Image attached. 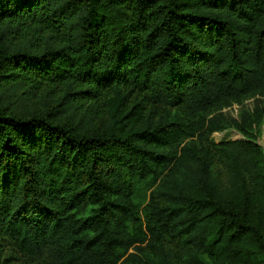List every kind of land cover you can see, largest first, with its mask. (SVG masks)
Wrapping results in <instances>:
<instances>
[{
  "label": "trees",
  "instance_id": "trees-1",
  "mask_svg": "<svg viewBox=\"0 0 264 264\" xmlns=\"http://www.w3.org/2000/svg\"><path fill=\"white\" fill-rule=\"evenodd\" d=\"M263 98L264 0H0V264H264Z\"/></svg>",
  "mask_w": 264,
  "mask_h": 264
},
{
  "label": "rangeland",
  "instance_id": "rangeland-1",
  "mask_svg": "<svg viewBox=\"0 0 264 264\" xmlns=\"http://www.w3.org/2000/svg\"><path fill=\"white\" fill-rule=\"evenodd\" d=\"M261 106H264V98L261 100ZM254 108V99L253 98H248L244 100V102L240 105L233 104L230 107H226L221 110L223 115L230 120L231 118L235 121H231L229 125L226 127L215 131L212 135L211 138L215 142H220V141H229V140H240V139H245L246 138V133L245 130L247 127H245L242 123V116H243V111L248 110L252 111ZM258 129V134L255 136V142L261 147L262 151L264 152V115L262 116L260 125L256 127V124H251L250 129ZM158 183V180H147L145 182V185L142 187H139L135 193L136 201L138 202L139 209L142 210L145 204L149 201V196L151 190H153ZM150 185H153L152 187ZM3 254L4 256L12 254L11 247L9 246L8 242H4L3 245ZM230 262V261H229ZM231 263V262H230ZM8 264H38V263H33L29 260H26L24 258H16L14 261L11 263L8 262Z\"/></svg>",
  "mask_w": 264,
  "mask_h": 264
}]
</instances>
